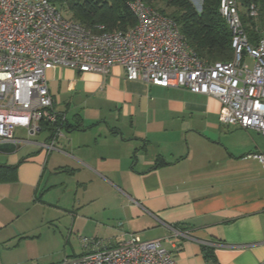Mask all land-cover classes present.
Masks as SVG:
<instances>
[{
  "label": "crops",
  "instance_id": "crops-1",
  "mask_svg": "<svg viewBox=\"0 0 264 264\" xmlns=\"http://www.w3.org/2000/svg\"><path fill=\"white\" fill-rule=\"evenodd\" d=\"M46 78L65 116L55 148L43 147L51 132L42 122L0 141V264L24 263L44 232L61 240L53 223L63 217H78L70 232L86 222L109 230L106 247L160 239L176 264L264 261V165L249 157L264 155L260 134L222 125L214 98L127 81L118 66ZM74 102L86 113L109 103L117 123L69 117Z\"/></svg>",
  "mask_w": 264,
  "mask_h": 264
},
{
  "label": "built area",
  "instance_id": "built-area-1",
  "mask_svg": "<svg viewBox=\"0 0 264 264\" xmlns=\"http://www.w3.org/2000/svg\"><path fill=\"white\" fill-rule=\"evenodd\" d=\"M127 7L135 24L106 31L65 19L49 0H0V141L15 142L17 128L34 132L35 122L51 123L54 129L43 147L53 150L65 116L53 110L46 73L66 68L106 75L114 66L127 81L214 98L222 125L264 137V35L249 40L237 0L219 2L218 12L231 32L233 57L215 63L198 58L169 17L142 0H131ZM247 15L258 16L253 4L247 6ZM244 56L253 60L252 68ZM249 157L264 165V155ZM81 245V255L60 264H176L175 253L160 239L143 241L130 235L106 247L83 238Z\"/></svg>",
  "mask_w": 264,
  "mask_h": 264
},
{
  "label": "trees",
  "instance_id": "trees-1",
  "mask_svg": "<svg viewBox=\"0 0 264 264\" xmlns=\"http://www.w3.org/2000/svg\"><path fill=\"white\" fill-rule=\"evenodd\" d=\"M62 13L65 8L70 19L86 29L101 26L106 31L125 30L135 24L127 7L129 0H49ZM152 10L172 19L189 49L209 63L227 62L233 57L231 32L218 12L220 0H202L198 11L190 0H142ZM240 8L256 3L264 18V0H237ZM63 16V14H62ZM244 30L253 43L260 33L249 27L250 19L240 11ZM251 23V22H250ZM252 24V23H251ZM44 123V122H42ZM52 133L54 126L44 123Z\"/></svg>",
  "mask_w": 264,
  "mask_h": 264
},
{
  "label": "rangeland",
  "instance_id": "rangeland-1",
  "mask_svg": "<svg viewBox=\"0 0 264 264\" xmlns=\"http://www.w3.org/2000/svg\"><path fill=\"white\" fill-rule=\"evenodd\" d=\"M190 2L195 7V9L200 11L202 0H190ZM250 4H253L257 9L258 16L256 18L248 17L247 6L241 7L240 11L246 14V16L250 19V22L252 24L249 22V27L252 28L254 33H260L264 35V18H263L261 10L259 9L260 7L254 2H251ZM62 14L65 19H70V13L65 8H62ZM244 61L250 68L253 67L254 63L251 58L244 56ZM64 102L65 101H62L60 104L62 109H64ZM68 102H69V99L67 100V102H65V104H67ZM97 103L102 108V111L100 113L99 112L98 113H93V112L86 113L84 112L83 109H75V106H77V102H74L71 105V110L67 112V115L70 117L72 114L78 113L82 115L83 117L87 116L86 118H91V119L100 118L101 120H106L110 124L114 122L117 123V121L115 120L118 116L117 112L113 111V109L110 108L109 103H104V102H94V103L92 102L91 103L90 102L89 104L90 108L95 107L94 105H96ZM18 132L19 131L16 130L15 133L17 134ZM259 137H261V139L264 140V137L260 135ZM68 218L69 219H66L63 217L61 218L60 222L56 221L55 223H53L55 224L53 225V228H55L57 232H60L63 236V237L61 236V240L54 238V236H52L51 233L50 234L45 233V232L42 233L43 235L41 237V244H40L41 246L39 248L34 250L29 255V257H27V259H24L26 255L21 253L19 259L21 258V260H26L22 264H56L60 260L62 262L63 259L66 257H72L73 254L78 255L81 251L80 243L83 238L95 240L96 237H98L97 240L105 241L106 239L111 237L109 230L103 227L98 228V229L96 228L97 230L95 232V230H93L95 229L93 224L92 223L89 224V222H86V227H85L86 229L83 231H80L79 234L76 231L70 232L72 221L78 217H68ZM65 227L67 228V230L64 229Z\"/></svg>",
  "mask_w": 264,
  "mask_h": 264
}]
</instances>
